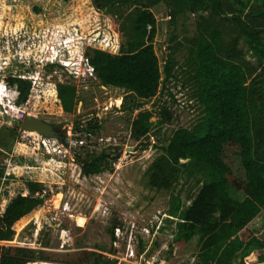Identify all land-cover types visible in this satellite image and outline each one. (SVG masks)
<instances>
[{
	"label": "rangeland",
	"instance_id": "rangeland-1",
	"mask_svg": "<svg viewBox=\"0 0 264 264\" xmlns=\"http://www.w3.org/2000/svg\"><path fill=\"white\" fill-rule=\"evenodd\" d=\"M149 1H117L107 10H99L93 0H0V70H6L0 79L9 75L5 66L18 55L28 70L12 68L10 74L34 82L30 100L21 106L7 101L6 115L13 120L20 118L21 123L27 115L47 120L63 130L62 143L66 144L61 147L56 138L43 139L36 132L15 129L14 121L0 117V168L7 174L23 172L24 179L15 176L17 181L38 180L43 186L36 195L45 197L32 218L16 227L8 241H0L2 247L42 250L41 264H76L98 251L97 244L110 246L109 228L116 223L115 252L105 251L101 264H203L197 238H185L190 226H181V214L205 177L202 173L201 181L183 177L171 189L151 187L147 178L149 166L161 153L160 146L174 130L192 128L204 115L190 62L200 38L198 15L186 10L173 17L175 0L150 4L158 21L155 49L161 66L164 68L172 54L176 63L173 76L162 81L158 94L151 99L103 85L92 74L86 58V53L96 47L119 52L137 8ZM35 8L49 12L48 17L57 12L55 24H43L44 19L51 18L44 13L37 16ZM34 19L41 27L27 31L34 29L29 24ZM57 20L68 21L70 29L79 30V34L67 38L64 30L57 28ZM17 23L22 27L18 29ZM4 46L21 51L6 56ZM60 83L76 86L74 114H63L57 102L56 86ZM163 108L169 111L168 119ZM146 110L153 111L154 120H162V124L137 140L132 121ZM89 122L99 125L91 134L84 129ZM102 150L111 154L112 170L84 175L78 158ZM120 152L117 159L115 155ZM263 223L264 214L252 222V227L257 230ZM233 264L242 263L235 260Z\"/></svg>",
	"mask_w": 264,
	"mask_h": 264
},
{
	"label": "trees",
	"instance_id": "trees-1",
	"mask_svg": "<svg viewBox=\"0 0 264 264\" xmlns=\"http://www.w3.org/2000/svg\"><path fill=\"white\" fill-rule=\"evenodd\" d=\"M117 1L129 0H93V3L99 10H107ZM160 1L151 0L137 8L119 52L96 47L86 53L88 63L103 85L151 99L158 94L162 81L173 76L176 64L173 54L162 68L155 49L158 21L150 4ZM175 1L173 17L186 10L198 15L200 38L190 62L204 115L194 127L174 130L160 146L161 153L147 170L148 184L157 189H171L183 177L193 176L196 181L205 177L191 204L181 214L184 221L181 226H190L185 238H197L203 264H233L235 260L242 264H264V223L257 230L252 227V222L264 214V0ZM34 12L37 16L44 13L46 18L49 14L39 8ZM56 13L50 14L51 19H44L43 24H55ZM57 21V28L64 30L67 38L79 34V30L70 29L72 25L68 21ZM29 24L34 29L27 31L34 32L41 27L37 19ZM17 26L22 27L18 23ZM6 49L10 51V48L4 46L6 56L21 51L15 48L8 53ZM5 68L9 75L0 79L4 95L1 97L0 90V117L14 121L15 129L19 130L20 118L13 120L6 115L7 101L13 106L27 103L34 82L10 74L12 68L18 69L17 72L28 70L18 55ZM33 71L37 72L38 68ZM5 73L6 70H0V78ZM56 97L63 114L75 113L76 86L58 84ZM163 114L165 119L170 117L167 108H163ZM153 117L154 112L146 110L133 119L135 139L141 140L162 124V120ZM75 127L79 129L80 125ZM97 127V122H89L84 129L91 134ZM121 154L115 157L119 159ZM110 156L102 150L86 158L79 157L78 164L84 175H97L112 170ZM21 164L18 166L22 167ZM15 176L24 179L23 172L7 174L0 168V241H8L14 229L32 218L45 201L44 196L36 195L42 189L41 182L34 178L17 181ZM116 226L115 223L109 228V247L97 244L98 251L90 252L84 261L76 264H101L105 251L114 253ZM43 253L28 247L0 245V264H36L42 261ZM259 259L263 263H258Z\"/></svg>",
	"mask_w": 264,
	"mask_h": 264
},
{
	"label": "water",
	"instance_id": "water-1",
	"mask_svg": "<svg viewBox=\"0 0 264 264\" xmlns=\"http://www.w3.org/2000/svg\"><path fill=\"white\" fill-rule=\"evenodd\" d=\"M21 130L31 132L34 131L41 136L48 138H56L59 142L63 141V130L47 120L27 115L22 121Z\"/></svg>",
	"mask_w": 264,
	"mask_h": 264
},
{
	"label": "crops",
	"instance_id": "crops-1",
	"mask_svg": "<svg viewBox=\"0 0 264 264\" xmlns=\"http://www.w3.org/2000/svg\"><path fill=\"white\" fill-rule=\"evenodd\" d=\"M28 248H31V247H28ZM32 249H36V248H32ZM41 263H43V262H39V261L36 262V264H41ZM30 264H32V263H30Z\"/></svg>",
	"mask_w": 264,
	"mask_h": 264
},
{
	"label": "built area",
	"instance_id": "built-area-1",
	"mask_svg": "<svg viewBox=\"0 0 264 264\" xmlns=\"http://www.w3.org/2000/svg\"><path fill=\"white\" fill-rule=\"evenodd\" d=\"M91 72H92V74L94 73V69H93V67L91 66Z\"/></svg>",
	"mask_w": 264,
	"mask_h": 264
},
{
	"label": "bare ground",
	"instance_id": "bare-ground-1",
	"mask_svg": "<svg viewBox=\"0 0 264 264\" xmlns=\"http://www.w3.org/2000/svg\"><path fill=\"white\" fill-rule=\"evenodd\" d=\"M29 133H34V131H31V132H29Z\"/></svg>",
	"mask_w": 264,
	"mask_h": 264
},
{
	"label": "flooded vegetation",
	"instance_id": "flooded-vegetation-1",
	"mask_svg": "<svg viewBox=\"0 0 264 264\" xmlns=\"http://www.w3.org/2000/svg\"><path fill=\"white\" fill-rule=\"evenodd\" d=\"M42 137V136H41Z\"/></svg>",
	"mask_w": 264,
	"mask_h": 264
}]
</instances>
